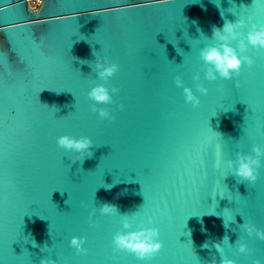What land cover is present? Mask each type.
Returning a JSON list of instances; mask_svg holds the SVG:
<instances>
[{"label":"water","instance_id":"obj_1","mask_svg":"<svg viewBox=\"0 0 264 264\" xmlns=\"http://www.w3.org/2000/svg\"><path fill=\"white\" fill-rule=\"evenodd\" d=\"M221 13L264 24V0H43L37 9L0 0V264L49 255L58 264H210L222 258L216 243L236 264H264V241L239 227L251 219L264 229V157L254 185L227 168L236 152L264 146V49L249 45L254 64L232 79L207 80L199 52L216 44ZM103 58L120 66L107 81L95 72ZM97 84L119 89L97 105L113 119L92 111ZM65 134L90 137L93 155L81 162L58 146ZM105 202L118 213L102 215ZM134 212L124 229L121 214ZM141 219L159 230L151 260L112 243ZM73 236L86 238V253L70 246ZM239 237L251 253H237Z\"/></svg>","mask_w":264,"mask_h":264},{"label":"clouds","instance_id":"obj_2","mask_svg":"<svg viewBox=\"0 0 264 264\" xmlns=\"http://www.w3.org/2000/svg\"><path fill=\"white\" fill-rule=\"evenodd\" d=\"M28 2L31 4L32 0H28ZM221 16L223 19V26L217 27L213 25L212 27V39L216 41V44L206 45L201 48L199 52V57L204 62L205 78L209 81L216 80L217 74H219V77L230 80L233 78V73L236 75L240 74L244 64L251 68L254 64L253 57L246 54L249 45H251L252 48L264 49V24L258 25L257 23H253V17L251 16L245 18L241 15L236 22L224 18L223 13H221ZM246 25H250V27L245 35L242 29ZM232 41H237L236 47L232 46ZM119 68V64L111 62L107 58L97 59L95 62L96 75L104 81L112 77ZM193 79L199 81V74H196ZM175 84L177 87L183 88L185 101L187 103H191L194 107L199 106L200 98L193 93L191 88L184 86V82L180 76L175 77ZM236 86L239 87V81L236 82ZM196 88L201 94L207 95L208 89L202 83H197ZM118 91V88L112 87L110 94L108 87L104 84H97L87 93L89 99L95 101L91 108L92 111L98 113L100 119L114 118L107 108H98L97 105L112 103V94L118 93ZM120 107L123 108V105H120ZM57 144L66 151L77 153V160L81 162L86 157H91L93 155V141L88 136L82 135L79 138H75L67 134L61 135L57 138ZM262 157H264V146L260 145H254L250 153L236 152L235 159H229L227 161L229 174L239 178L238 182H247L248 185H254L259 177ZM111 187L112 185H109V187L106 188L110 189ZM99 211L102 215H112L118 213V208L114 203L105 202L99 207ZM95 212L96 209L93 208L92 212L89 214L90 222H92L91 217ZM135 219V212L131 215L121 214L123 228L131 229ZM147 223H152L151 217L148 218ZM225 227H228V225H225ZM239 227L246 232L247 236H254L264 241V229L257 228L251 219L244 220L243 224L239 225ZM158 236V228L145 227L144 221L141 219L136 230L116 232L113 236L112 243L115 250L133 253L138 259L147 260L155 256L162 248V243L159 241ZM226 238L228 239V237L225 236L224 240ZM85 242L86 238L73 236L70 241V246L75 248L77 254H83L87 252V249L84 247ZM235 245L237 253L239 254H249L252 251V249L248 247V244L244 242L243 237H239ZM208 246V244L204 245V247ZM214 246L222 258L219 262L213 259L210 261V264H236V261L233 259L223 258L225 253L220 243H216ZM228 246L231 248L233 245L228 244ZM49 252H51V248H49ZM40 264H58V262L49 255L41 259ZM253 264H261V261L256 259L253 261Z\"/></svg>","mask_w":264,"mask_h":264},{"label":"built area","instance_id":"obj_3","mask_svg":"<svg viewBox=\"0 0 264 264\" xmlns=\"http://www.w3.org/2000/svg\"><path fill=\"white\" fill-rule=\"evenodd\" d=\"M43 0H32V3L29 4L32 8L37 9L42 4ZM29 3V2H28Z\"/></svg>","mask_w":264,"mask_h":264},{"label":"snow or ice","instance_id":"obj_4","mask_svg":"<svg viewBox=\"0 0 264 264\" xmlns=\"http://www.w3.org/2000/svg\"><path fill=\"white\" fill-rule=\"evenodd\" d=\"M254 17H253V19H252V22L254 21ZM253 23H255V22H253ZM259 50H261V49H257V51H259ZM152 258H154V256L153 257H151V258H149V259H147V260H151Z\"/></svg>","mask_w":264,"mask_h":264}]
</instances>
